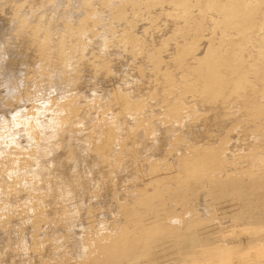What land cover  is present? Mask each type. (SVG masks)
Wrapping results in <instances>:
<instances>
[{"label":"bare ground","instance_id":"obj_1","mask_svg":"<svg viewBox=\"0 0 264 264\" xmlns=\"http://www.w3.org/2000/svg\"><path fill=\"white\" fill-rule=\"evenodd\" d=\"M2 1L0 10L14 9L12 4H3ZM214 1L206 0V3ZM65 2L67 0H60L58 4ZM71 2L73 10L88 13L92 9L85 0ZM48 8L50 12L46 19H49L40 23L48 33L46 40L56 45L53 39L64 35L66 40L68 29L70 25H76V20L70 22L63 11L59 12L60 18L52 20L49 15L54 8ZM157 13L166 18L165 24L144 28L142 36L151 47L164 42L171 57H175L174 46L181 40L173 38L167 44V39L180 34L182 28H196L204 38L189 46L194 58L208 52L210 39H226L224 28L214 27L216 15H209L204 23L197 24L194 19L203 18L200 13L189 10L174 13L171 8L160 9ZM177 14H180L179 18H169ZM3 15L0 12V25L23 88L28 81L23 62L29 57L26 48L30 36L26 31L17 36L15 28L8 25ZM35 46L34 43V57L38 53ZM34 60V67L38 70L41 65L36 58ZM194 62L193 59L187 60L188 65ZM178 64L174 58L172 67L176 68ZM125 65L131 70L132 59L128 58ZM85 70L87 76L78 83L75 93L76 97H81L82 110L78 116L72 114L69 117L72 127L64 128L67 122L60 123L59 118H66L67 106L60 107L55 102H66L65 95L50 99L43 97L31 103L29 112L26 103L16 109L6 108L4 96L12 88L10 80L13 76L2 69L0 86L4 84L5 89L0 87V210L5 208L13 216V207L17 205L26 218L49 216L44 220L52 224L66 214L65 205L71 199L77 200V195L88 194L91 201L86 204V216L92 222L88 224L87 237L95 264H143L147 258L152 261L156 241L168 225L190 227L200 216L213 215L214 203H222L225 199L237 219V206L244 198V210L258 221L257 227L247 226L244 231L264 233V201H261L264 193L260 192L264 186V87L255 86L250 77H240L238 81L242 88L235 94L223 92L218 97L202 100L203 88L193 87L187 98L177 100L171 90L150 86L141 93L146 100L137 114L127 116V124L133 129L131 136L121 128L124 119L114 120L116 132L112 141L115 146L109 165L101 154V136L105 132L95 129V125L101 122L92 111L83 107L97 98L108 97L110 91L93 89L89 68L85 67ZM231 78L227 91L237 86V78ZM177 84L178 89L186 90L185 85ZM66 86L68 83H46L42 88L43 92H49ZM212 86L210 84L207 88L210 90ZM154 93L161 95L159 101H152ZM167 101L177 104V108L165 110ZM39 129L41 133L38 134ZM73 168L79 172H73ZM75 175L81 178L78 189L68 186ZM130 178L137 184L127 187L125 184ZM246 187H249V193ZM161 201L166 202L165 208L161 207ZM106 203L115 211L116 220L106 231L96 232V222L108 218V212L101 211ZM173 218H178L180 223H171ZM211 218L214 222L219 221L214 215ZM61 219L63 225L53 227V233L60 237V242L67 238L75 240L80 230L65 236L66 220ZM14 222L10 225L4 222L0 226V262L18 264L15 254L19 249L21 252L24 245L41 257L36 234L43 224L36 223L30 232L18 223L17 218ZM25 233L27 242H21V235ZM192 234L188 231L185 237ZM175 236L179 238L178 234ZM36 264L48 263L39 260Z\"/></svg>","mask_w":264,"mask_h":264},{"label":"rangeland","instance_id":"obj_2","mask_svg":"<svg viewBox=\"0 0 264 264\" xmlns=\"http://www.w3.org/2000/svg\"><path fill=\"white\" fill-rule=\"evenodd\" d=\"M59 1H2L3 4L14 6L11 11L5 8L0 10L4 14L2 17L7 18L8 25L15 28L17 36L23 31L30 36L29 46L26 48L29 57L23 62L26 65L28 81L22 88L17 79L15 64L8 54L7 38L0 25V77L2 69L13 76L10 80L12 88L4 96V104L6 108L16 109L26 103L28 106L26 111L29 112L31 103L43 97L50 99L65 95L66 102L61 103L58 100L55 102H58L60 107L67 106L66 118L63 120L60 116L59 122H67L64 128L72 127L69 117L72 114L78 116L82 110L81 97H76L75 93L78 91V83L87 76L85 67H88L91 87L96 91L98 89L110 91L108 97L97 98L83 107L92 111L101 122L98 126L95 125V129L105 132L106 137L101 136L103 141L101 154L104 162L109 165L112 164L110 158L115 146V142L112 141L116 132L114 120L124 119L121 128L131 136L133 129L127 124V116L137 114V110L146 100L145 95L142 98L141 93L150 86L156 85L163 90H171L177 100L187 98L193 87L203 88L204 94L200 96L202 100L218 97L223 92L229 95L235 94L242 88L238 81L240 77L242 79L250 77L254 79L255 86L264 87V74L261 73L264 71V0H215L212 3H206V0H157L156 2L85 0L88 7L92 8L88 13L80 9L73 10L74 5L71 0L58 4ZM48 6L54 8L49 15L52 20L61 17L60 11L64 12L70 22L76 20V25H70L66 40L64 35L53 39L56 45L46 40L48 33L40 23L50 12ZM163 8H171L174 13L184 10L200 13L203 18L194 19L197 24L204 23L209 15H216L214 27L216 29L223 27L226 39H210L208 52L202 57L194 58L195 55L189 46L196 40L204 38L196 28H182L180 34L167 39V44L173 38L181 40L174 46L175 57L174 55L171 57L169 48L164 42L151 47L142 36L144 28L165 24L166 18L157 13ZM179 17L180 14L169 16L172 19ZM34 43L36 44L34 50L38 52L35 57L32 52ZM34 58L41 65L38 70L34 67ZM128 58L132 59L131 70L125 67ZM174 58L179 62L176 68L171 65ZM188 59L195 60L193 65L187 64ZM42 64L46 65L42 66ZM212 72L215 75H212ZM232 76L237 78V86L227 91L226 87ZM46 83H68V86L64 89L43 92L42 86ZM177 83L185 85L186 90L178 89ZM210 84L213 86L209 90L207 86ZM0 87L5 89L4 84ZM56 93L62 94L54 95ZM160 98L159 93H154L152 101H159ZM176 108L177 104L174 102H166L165 110L173 111ZM60 123L58 125H61ZM40 130L38 134L41 133ZM73 172L79 170L73 168ZM131 180L132 178L128 179L125 186L137 184L136 181ZM80 184V176L75 175L68 186L78 189ZM262 187L260 192L264 193V186ZM245 189L249 191V187ZM245 189L242 190L243 193ZM254 196L258 197L257 194ZM68 197L70 198L71 195ZM90 201L88 194L77 195V200L71 199L65 205L66 214L61 215L52 224L47 222V219L44 220L49 216L37 219L26 218L20 206L13 207V216L1 207L0 226L4 222L9 225L15 223L14 219L17 218L18 223L32 232L36 223L43 224L36 234L42 256L39 257L36 251L31 252L27 245H24L22 251L20 252L19 249L15 254L18 257V264H36L39 260L48 264H95L93 249L87 237L88 224L92 222L86 216V204ZM242 201L244 198L239 200L238 208L236 207L237 219L234 218L233 209L228 206V200L225 199L222 203L216 201L212 208L213 215L219 221L214 222L211 218L213 215H202L190 227L168 225L167 229L161 231L156 241V253L151 258L152 261L147 258L143 264H264V233L258 230H254L253 233L244 231V227L247 226L257 227L258 221L257 218L248 216V212L244 210L245 203ZM261 201H264V196L261 197ZM165 203L161 201L162 208L166 207ZM103 205L101 211L108 212V218L96 222V232L106 231L110 223L116 220V213L110 208L112 206L108 203ZM63 217L66 220L65 236L69 237L74 230H80L75 240L67 238L60 242V237L53 233V227L63 225L61 219ZM188 231H192L193 234L187 238L185 234ZM176 234L179 238H176ZM25 235L26 233L21 235L23 237L21 242H27ZM0 264L4 263L0 262Z\"/></svg>","mask_w":264,"mask_h":264},{"label":"clouds","instance_id":"obj_3","mask_svg":"<svg viewBox=\"0 0 264 264\" xmlns=\"http://www.w3.org/2000/svg\"><path fill=\"white\" fill-rule=\"evenodd\" d=\"M171 223H173V224H178V223H180V220H179L178 218H173V219L171 220Z\"/></svg>","mask_w":264,"mask_h":264}]
</instances>
